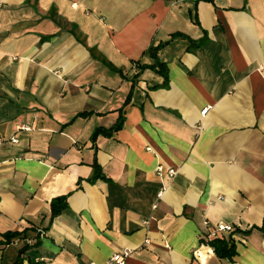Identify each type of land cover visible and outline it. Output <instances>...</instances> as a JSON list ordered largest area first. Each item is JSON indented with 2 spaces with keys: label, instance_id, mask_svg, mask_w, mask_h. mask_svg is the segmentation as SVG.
<instances>
[{
  "label": "crops",
  "instance_id": "1",
  "mask_svg": "<svg viewBox=\"0 0 264 264\" xmlns=\"http://www.w3.org/2000/svg\"><path fill=\"white\" fill-rule=\"evenodd\" d=\"M263 225L264 0H0V264H264Z\"/></svg>",
  "mask_w": 264,
  "mask_h": 264
},
{
  "label": "trees",
  "instance_id": "2",
  "mask_svg": "<svg viewBox=\"0 0 264 264\" xmlns=\"http://www.w3.org/2000/svg\"><path fill=\"white\" fill-rule=\"evenodd\" d=\"M154 66L157 67L158 69L157 72L160 73L167 80V69L164 66V64L158 62L157 60ZM120 125L121 123L118 122L117 125L114 127V129L119 128ZM94 169L98 171L96 165H94ZM66 208H67V196L57 197L53 199L51 202V209H52L53 217L59 215ZM24 236H25L24 232H21V233L20 232H7L2 235L3 240L0 241V245L10 244L12 240L16 238H24ZM207 243L211 247H213L215 253L221 257H231L235 254L234 245L232 242H230L229 239L226 240L223 237L216 236L213 239L208 240ZM27 249H28V246L26 245L19 251V253H23ZM14 264H19V262L16 261Z\"/></svg>",
  "mask_w": 264,
  "mask_h": 264
},
{
  "label": "built area",
  "instance_id": "3",
  "mask_svg": "<svg viewBox=\"0 0 264 264\" xmlns=\"http://www.w3.org/2000/svg\"><path fill=\"white\" fill-rule=\"evenodd\" d=\"M207 111V108L204 109L201 114L204 115ZM162 169L158 168V172H160ZM168 173L170 176L175 174V170L169 169ZM217 232H222V231H231V227L227 225H220L218 226V229L216 230ZM29 244L32 243V240L27 241ZM131 254V251L128 249H123L118 252H114L110 258L105 262V264H126L127 259L129 258ZM89 264H96L95 262H90Z\"/></svg>",
  "mask_w": 264,
  "mask_h": 264
}]
</instances>
